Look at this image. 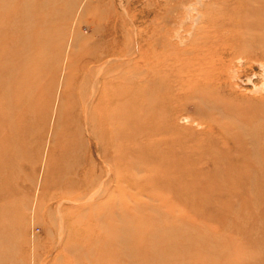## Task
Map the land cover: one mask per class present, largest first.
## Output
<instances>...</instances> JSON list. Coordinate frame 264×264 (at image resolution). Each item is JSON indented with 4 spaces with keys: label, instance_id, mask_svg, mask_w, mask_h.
<instances>
[{
    "label": "rangeland",
    "instance_id": "rangeland-1",
    "mask_svg": "<svg viewBox=\"0 0 264 264\" xmlns=\"http://www.w3.org/2000/svg\"><path fill=\"white\" fill-rule=\"evenodd\" d=\"M0 264H264V0H0Z\"/></svg>",
    "mask_w": 264,
    "mask_h": 264
},
{
    "label": "bare ground",
    "instance_id": "bare-ground-1",
    "mask_svg": "<svg viewBox=\"0 0 264 264\" xmlns=\"http://www.w3.org/2000/svg\"><path fill=\"white\" fill-rule=\"evenodd\" d=\"M246 125V124H245ZM249 135V134H248Z\"/></svg>",
    "mask_w": 264,
    "mask_h": 264
}]
</instances>
